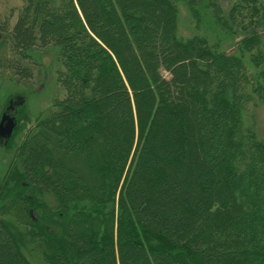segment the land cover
Returning a JSON list of instances; mask_svg holds the SVG:
<instances>
[{
  "label": "trees",
  "instance_id": "16d2710c",
  "mask_svg": "<svg viewBox=\"0 0 264 264\" xmlns=\"http://www.w3.org/2000/svg\"><path fill=\"white\" fill-rule=\"evenodd\" d=\"M261 25L258 0L0 11V83L52 54L57 85L0 174V264H264Z\"/></svg>",
  "mask_w": 264,
  "mask_h": 264
},
{
  "label": "rangeland",
  "instance_id": "374dc122",
  "mask_svg": "<svg viewBox=\"0 0 264 264\" xmlns=\"http://www.w3.org/2000/svg\"><path fill=\"white\" fill-rule=\"evenodd\" d=\"M236 0H217L221 6L223 15L228 16L233 3ZM264 7V0H258ZM22 0H3V7L0 11L4 12L5 9H13L20 7ZM188 17L187 12L182 9L181 16ZM264 38V25L258 29ZM244 33H238V38L244 37ZM235 39V40H236ZM43 67V78L41 85L33 90H21L10 86L8 83H0V124L7 126V121L1 123L5 115L13 119L14 128L11 136L8 137L4 133V137L0 139V146L3 151L0 153V174H4L9 164V156L15 147V139L18 134L25 136L35 125V119L44 113L53 103L57 91L53 71V57L52 54L44 55L41 58ZM260 115H264V108L259 111ZM264 119V117H262Z\"/></svg>",
  "mask_w": 264,
  "mask_h": 264
},
{
  "label": "water",
  "instance_id": "95a60500",
  "mask_svg": "<svg viewBox=\"0 0 264 264\" xmlns=\"http://www.w3.org/2000/svg\"><path fill=\"white\" fill-rule=\"evenodd\" d=\"M5 121H7L6 127H3L4 124H0V139L4 137V133H6L8 137H10L14 128L13 119H11L10 116L5 115L1 123H4Z\"/></svg>",
  "mask_w": 264,
  "mask_h": 264
}]
</instances>
